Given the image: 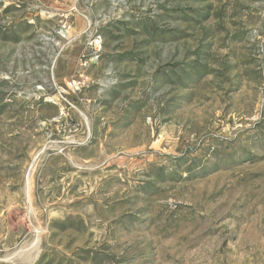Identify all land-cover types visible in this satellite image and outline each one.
<instances>
[{
	"label": "rangeland",
	"instance_id": "rangeland-1",
	"mask_svg": "<svg viewBox=\"0 0 264 264\" xmlns=\"http://www.w3.org/2000/svg\"><path fill=\"white\" fill-rule=\"evenodd\" d=\"M0 264H264V0H0Z\"/></svg>",
	"mask_w": 264,
	"mask_h": 264
}]
</instances>
